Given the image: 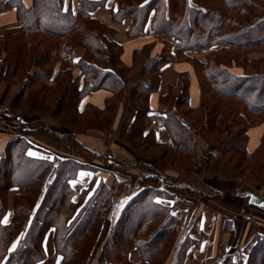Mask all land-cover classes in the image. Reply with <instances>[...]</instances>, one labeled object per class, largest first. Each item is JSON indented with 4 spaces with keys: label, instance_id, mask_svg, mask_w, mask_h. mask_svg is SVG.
Masks as SVG:
<instances>
[{
    "label": "trees",
    "instance_id": "1",
    "mask_svg": "<svg viewBox=\"0 0 264 264\" xmlns=\"http://www.w3.org/2000/svg\"><path fill=\"white\" fill-rule=\"evenodd\" d=\"M108 1L76 0L73 8L70 0H6L16 10V21L0 32V78L18 87L9 109L0 105V115L11 118L19 131L0 153V264H31L43 258L49 228L55 264H87L110 217L112 190L120 180L108 185L94 175L76 191L72 181L78 171L96 167L47 151L44 156L29 155L35 147L26 137L30 128L25 117L58 121L65 129L57 132L60 137L108 131L124 84L136 74L119 136L126 137L134 151L139 147L138 155L149 159L143 165L150 171L142 174V186L115 216L104 238L101 264H132V249L148 264H183L189 247L197 245L180 217L156 200L171 195L162 187L166 181L161 168L171 167L168 152L175 168L193 164L215 170L223 157L234 175L246 174L248 183L264 172V134L261 153L254 157L245 148L246 130L264 121V0H111L107 6ZM104 7L111 20L128 19L127 36L146 31L151 35V41L133 50L129 65L121 59L122 44L113 38L116 28L95 12ZM75 47L83 50L76 59ZM199 52L201 58L194 55ZM179 61H188L194 69L198 102L189 105V75L181 70L176 83L159 96L163 107L152 109L149 96L160 68ZM99 88L110 93L103 107L87 103L80 109V100ZM152 124L166 130L171 145L155 138ZM32 127L53 131L47 121H33ZM127 136L139 137L146 146ZM199 139L212 147L198 152ZM12 187L24 191L13 196L5 222ZM189 225L196 229L197 222ZM219 264H264V227L235 259L225 256Z\"/></svg>",
    "mask_w": 264,
    "mask_h": 264
},
{
    "label": "crops",
    "instance_id": "2",
    "mask_svg": "<svg viewBox=\"0 0 264 264\" xmlns=\"http://www.w3.org/2000/svg\"><path fill=\"white\" fill-rule=\"evenodd\" d=\"M30 1L31 0H25L26 4H29ZM68 1L69 0H65V3H69ZM70 1L73 8L77 6L76 0ZM110 4L111 0L108 1L107 6ZM6 5V0H0V32L5 27L14 24L16 21L15 8L11 6L14 12H8L5 7L9 5ZM3 8L5 9V13L1 11ZM95 12L105 23L116 28L113 38L119 41L123 46L121 59L126 65L131 63L133 50L148 43L152 39L147 31L135 36H127L124 29L128 23V19H125L120 23L111 20L110 13L105 7L99 8ZM105 12L109 13L107 19L102 15ZM2 16H4L3 19ZM125 47H127V49H125ZM82 51L81 47H75L72 52L74 59L79 57ZM154 53L156 52L154 51ZM181 70L188 72L189 75L188 103L191 106L196 105L199 98V87L194 69L188 61H179L168 62L160 68L157 87L149 96V105L152 109L159 111L163 107L159 101V96L166 92L169 86L176 83L178 71ZM136 78L137 74L125 82L122 95L118 101L108 131L88 130L82 132L84 133L82 138L77 136L80 141H85L89 144L80 143L87 148H90L88 146H94L90 143L94 138L93 136H98L100 140L99 145L96 146L115 147V150H111L112 155H109V158L106 160L110 165L112 162L118 163L117 160L120 159L117 157L122 156V153L117 150V147H130L127 141L120 140L119 132L129 101V91ZM1 81L2 80H0V83ZM109 94V91L104 88L93 90L80 100L78 106L81 109L87 103H91L97 108H102L104 101ZM1 98H3V102H5V99H8L9 96L2 92ZM30 118L31 117L29 116L25 117V119H28V125L30 128L26 133V137L35 148L31 147L29 153H35L34 156H44L46 155L44 152L47 151L62 158L72 157L96 167L95 171L88 169H81L78 171L76 178L72 181V185L76 191H79L82 187L86 186L88 181L92 179L94 175L101 178L108 185L112 183L114 178L118 179V181L120 180L119 182L122 181V178H120L121 176H119L115 170L104 168L103 166L100 167L79 155H68L65 150L57 147L66 145V141L63 139L64 135L63 137H60V134L54 131V127L53 131L45 130L42 127L33 128V121ZM25 119L24 117L22 118L23 121ZM4 121L5 120H1L0 122L4 123ZM47 122L52 125L51 119L48 118ZM149 127L153 128L157 140L164 142L166 145H171L169 135L162 126L152 124ZM52 134H55L58 139ZM263 134L264 121L256 123L246 130L247 141L245 148L248 154L254 155L255 157L261 153L262 146L259 145ZM7 139L8 138H6L5 135L0 136L1 148L4 146ZM167 147L172 148L173 146ZM200 147L202 148L203 146H197V151ZM97 151L98 150H95L96 155L98 156L99 153H101V156L103 157L104 153L102 151L98 153ZM199 151H201V149ZM105 156L106 154L104 157ZM140 158H142L140 160L144 161L149 160L144 156H140ZM136 160L140 161L137 158L134 159V156L130 155V159L127 162L132 164L135 170L134 163ZM218 165V169L215 170H209L207 167H200L198 169L192 164V168L185 171H183L185 167L180 170L175 167L168 168L170 173L162 171L166 181L162 187L171 195L170 197L156 196V200L167 205L170 209V213L177 216L178 219L180 217L183 229H189V235L197 240V245L189 247L183 264H219L225 256L235 259L237 253L252 241L253 237L258 233L261 227H264V172H258V174L256 173L253 175L251 183H248L245 181V177H247L246 174L234 175L233 168L226 158L221 157ZM137 172L135 171L132 175L127 174V176L124 177V179H126H123L122 181L124 182V184L122 183L123 190L117 187L116 191H114V201L110 217L106 220L107 222L100 240L107 237L112 222L123 206V203L130 195L142 186V174L138 170ZM131 179H133L132 182L130 181ZM200 182H202V184H200ZM131 188L134 189L131 190ZM23 191L24 189L20 187H12L7 191L8 212L3 218L5 222H7L11 216L13 196L16 193H21ZM127 195L129 196L127 197ZM256 196L260 199H256ZM120 198L121 200H119ZM192 220L197 222L196 229H193L191 225H189ZM187 229L186 232H188ZM43 248V258L38 259L31 264H55V262L51 260L54 253V247L52 242V229L50 228L45 234ZM96 248V251L94 250L91 254L92 259L95 262L92 261L95 264H101L103 257L101 250L103 247L98 243ZM128 258L132 261V264H148L147 261L140 258L136 249L130 250ZM57 260L58 258L56 259V262Z\"/></svg>",
    "mask_w": 264,
    "mask_h": 264
},
{
    "label": "rangeland",
    "instance_id": "3",
    "mask_svg": "<svg viewBox=\"0 0 264 264\" xmlns=\"http://www.w3.org/2000/svg\"><path fill=\"white\" fill-rule=\"evenodd\" d=\"M7 6V5H6ZM6 9H7V11L8 12H14V10H13V8L11 7V6H7V7H5ZM1 11L2 12H4L5 13V9L3 8V9H1ZM11 13V14H12ZM101 15V14H100ZM103 16H105L106 17V19H107V17L109 16V13H107V12H105L104 14H102ZM101 15V16H102ZM5 16V15H4ZM4 16H2V19L4 18ZM100 16V17H101ZM4 21H6V20H4ZM4 29H2V31H3ZM125 49H127V47H125ZM194 55H196L197 57H202L203 55H202V53L201 52H199V53H194ZM0 80H2L1 81V83H0V105L2 106V107H4V108H6V109H9V107H10V104H11V100H12V97H13V95H14V93L16 92V90H17V87H18V85L17 84H10V83H8V82H6L5 80H3L2 78H0ZM2 92H3V94H7L8 96H9V100L8 99H5V102H3V98H1V94H2ZM31 116V120L32 121H35V122H41V121H47V120H42V117H40V118H37L38 117V115H34V114H31L30 115ZM1 120H5L4 121V123L3 122H0V136H2V135H5V137L6 138H10L11 137V135L14 133V132H17V131H19V125L18 124H16V123H13V121H11V118H8V119H4V117L3 116H1L0 115V121ZM51 124H52V127H54V131H56V133L57 132H60V133H64V131H65V129L62 127V125L58 122V121H56V120H53L52 118H51ZM21 128V127H20ZM84 133H78V134H76V135H70V134H68V133H65V135H64V137H63V139L66 141V145L65 146H57L58 148H60V149H62V150H65L67 153H68V155L69 154H73V155H79V156H82V157H84L86 160H88V161H90V162H92V163H94V164H97V165H99L100 167H104V168H108V169H112V170H115L116 171V173L119 175V176H121L120 178H122V181H123V179H124V177H126L127 176V174H131L132 175V173H134L135 171L137 172V170L138 171H140L141 172V174H144L146 171H150L149 169H147V167H145L144 165H143V161L144 160H140V159H142V158H140V156L138 155V151H139V147H137L136 146V151H134L132 148H130V147H124V146H120V147H117V150H119L120 151V153H122V156H120V157H117V158H119L120 160H117L116 158V160H117V165H113V164H108V162H106V160L109 158V155H112V152H111V150L113 149V150H115L114 148L115 147H111V146H96V145H99V137L98 136H93L94 138L92 139V141L90 142L91 144H93L94 146H88V147H90L92 150L91 151H88V150H86L87 149V147H85V146H82L81 144H87V145H89L87 142H85V141H80L78 138H77V136H79V137H81L82 138V135H83ZM52 135H54L55 137H56V139H58V137L55 135V134H52ZM58 135V134H57ZM120 137V136H119ZM92 138V137H91ZM90 138V139H91ZM131 138H133L134 140H135V142H136V144H138V145H140V146H146V144H145V142H143V141H140V138L139 137H135V136H131V137H128L127 136V139H131ZM77 141H76V140ZM123 139V141L126 139V137H120V140H122ZM79 141H80V143H79ZM199 141H200V144L203 146L202 148H205L206 150L207 149H209V148H211L212 147V145L211 146H205L206 144H204L200 139H199ZM71 145H73V146H71ZM201 145H199V146H201ZM3 148L4 147H2L1 148V146H0V153L3 151ZM90 148H88V149H90ZM201 147H200V149H202ZM200 149H198V152H199V150ZM95 150H98L97 152L99 153V152H103L104 153V155L106 154V156L104 157V155H103V157L101 156V153H99V155L97 156L96 155V153H95ZM112 150V151H113ZM151 150V149H150ZM152 150H153V152H156V151H154V150H157V149H154V148H152ZM149 151V150H148ZM160 151H164V149H159V150H157V153L158 152H160ZM216 152V154H218L219 152H217V151H215ZM134 155H133V154ZM114 155V154H113ZM130 155H132V156H134V159H138V160H140V161H135V163H134V165H135V168H136V170L134 169V167H133V165L132 164H130V163H127L128 162V160L130 159ZM167 155L169 156V158H168V160H167V162L170 164V166L171 167H168V166H166V167H163V168H161V171H163V172H169L170 173V171H169V169L168 168H174V167H176V165H172L171 164V161H170V158H171V153L170 152H168L167 153ZM122 160V161H121ZM172 162H177L175 159H173L172 160ZM179 162H182L180 159L178 160V163L177 164H179ZM85 163V162H84ZM87 164H89V163H87ZM196 164V163H195ZM91 165V164H90ZM166 165V164H165ZM164 165V166H165ZM131 166V167H130ZM195 166V165H194ZM178 168V167H177ZM182 167H179L178 169L180 170ZM189 168H192V165L190 164V166H188V167H185L184 168V170L183 171H185V170H187V169H189ZM199 169V168H198ZM138 173V172H137ZM128 178V177H127ZM126 179V178H125ZM124 179V180H125ZM132 180L133 179H131L130 181L132 182ZM118 182V183H115V185H114V187H113V192H112V196H111V198H112V203H113V201H114V191H116V188L117 187H119L121 190H123L124 188L122 187V183L124 184V182ZM200 184H202V182H200ZM139 186V185H138ZM132 189H134V188H131V190ZM35 193H37V189H35ZM129 195H127V197H128ZM119 200H121V198L119 199ZM25 203V202H24ZM8 205V204H7ZM103 230L104 229H102L101 231H100V237H99V245L101 244V246L103 245H105V242H106V240H100L101 239V237H102V234H103ZM102 232V233H101ZM98 248V247H97ZM99 250H100V248H99ZM93 259H92V255H90L89 256V258H88V260H87V264H95L93 261H92Z\"/></svg>",
    "mask_w": 264,
    "mask_h": 264
},
{
    "label": "snow or ice",
    "instance_id": "4",
    "mask_svg": "<svg viewBox=\"0 0 264 264\" xmlns=\"http://www.w3.org/2000/svg\"><path fill=\"white\" fill-rule=\"evenodd\" d=\"M189 3L191 4V0H189ZM29 155H35V153H29ZM10 251H11V249H10Z\"/></svg>",
    "mask_w": 264,
    "mask_h": 264
}]
</instances>
